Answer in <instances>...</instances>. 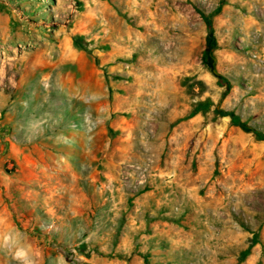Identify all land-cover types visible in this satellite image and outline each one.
Masks as SVG:
<instances>
[{
    "label": "rangeland",
    "instance_id": "374dc122",
    "mask_svg": "<svg viewBox=\"0 0 264 264\" xmlns=\"http://www.w3.org/2000/svg\"><path fill=\"white\" fill-rule=\"evenodd\" d=\"M217 108L264 131V0H0V264H264Z\"/></svg>",
    "mask_w": 264,
    "mask_h": 264
},
{
    "label": "trees",
    "instance_id": "16d2710c",
    "mask_svg": "<svg viewBox=\"0 0 264 264\" xmlns=\"http://www.w3.org/2000/svg\"><path fill=\"white\" fill-rule=\"evenodd\" d=\"M217 11H219V10H217ZM206 21H207V25H208V45H209V47H208V50L206 51L205 59L208 60V62L210 63V61L214 60V54H213L214 49H215L214 28H213L211 16H207ZM211 67H212V71L214 72V74L216 76H218V78H219V84L222 86H226L227 89H230V87H231L230 82L222 74L217 72L214 64L211 65ZM204 107H205V105L203 103H201L198 105V107L195 110L198 111ZM217 112L220 113V115H222V116H229L231 118V121L235 125H238L245 130L252 131L259 139H264V131H261L259 129L252 127L250 124L243 121L242 118L239 115L235 114L233 111L226 110L223 108H217ZM256 239L257 238L255 237L254 242H257ZM249 252H250V248L244 252L243 256H247L249 254Z\"/></svg>",
    "mask_w": 264,
    "mask_h": 264
}]
</instances>
